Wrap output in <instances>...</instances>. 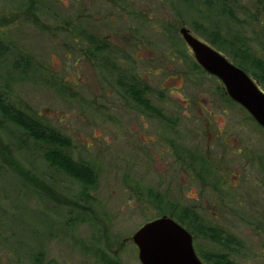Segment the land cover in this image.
<instances>
[{"label": "rangeland", "instance_id": "1", "mask_svg": "<svg viewBox=\"0 0 264 264\" xmlns=\"http://www.w3.org/2000/svg\"><path fill=\"white\" fill-rule=\"evenodd\" d=\"M181 28L230 62L234 54L210 41L242 40L264 60L259 0H0V104L68 140L62 151L94 172L87 183L55 168L44 158L47 147L0 111V264H141L132 236L142 225L162 216L184 223L188 207L204 212L186 199L187 189L198 197L201 188L182 154L158 158L153 143L143 144L160 123L131 90L162 117L179 119L182 147L194 144L183 112L195 118L197 102L229 120L240 140H253L256 157L239 183L244 221L226 229L240 233L229 257L264 264V189L256 185L262 131L222 97L219 80L197 68ZM254 71L247 74L264 92ZM233 160L242 168L240 157ZM202 247L225 264L219 239Z\"/></svg>", "mask_w": 264, "mask_h": 264}, {"label": "flooded vegetation", "instance_id": "2", "mask_svg": "<svg viewBox=\"0 0 264 264\" xmlns=\"http://www.w3.org/2000/svg\"><path fill=\"white\" fill-rule=\"evenodd\" d=\"M215 79L217 78L215 77ZM220 90L222 91V97L228 99V104L237 105L242 113L246 115V122L249 120L257 129L256 131L258 129L262 131L261 134L264 139V128L258 125L244 108L229 98L222 85ZM169 94L171 95L172 92H169ZM136 102L140 106H144L147 112H155L156 114H153L156 117L155 120L157 119L160 123L157 126L160 127L161 132L156 133L154 135L156 138L154 139H144L143 144L149 148V145H151L149 143H153V150H150L158 158L164 155L175 157L176 153H181L183 167L188 171H192L193 174L189 177V180H193L192 184H194L195 180L201 188L199 193L194 191L198 197H194L190 193L191 188L187 189L186 199L188 201L194 200L198 205H204V212H200L199 208L198 212H196L188 207L183 215L184 223L178 222L177 219H171L179 224L189 235L193 252L201 264H217V259L207 257L206 247H202L204 241L208 242V240L212 241V239H219L220 248L222 251L224 250V253L220 252V254L224 255H221L222 257L218 259L219 261L225 264H238L229 256L232 253H237L236 250L240 247L239 240L235 242V238L238 239L240 233L236 229H226V227L236 226L239 221H244V219H239V216H242L239 214H243L239 211V208L245 204L243 197L245 190L239 183L241 179H245L246 175L249 176L247 173L249 166L247 167V164L250 159L256 157V152L252 149L253 140L247 138L249 137L248 135L244 136L246 139L240 140L239 136L232 132L233 127L229 125V120L218 117L213 110H207L200 102H197L195 118L187 116L186 111L183 112L185 114L183 120L186 123L187 121L193 122L194 126L192 128L188 125L183 128V131L194 139V144H187L182 147L178 143V139L181 140V137L175 133V129L180 123L179 119L162 117L160 112L147 101H144L145 103ZM184 102L185 106H194L187 100ZM184 138L186 139L187 136ZM236 156L240 157L243 163L241 164L243 165L242 168L238 164L235 165L233 159ZM262 158L264 161V156ZM228 164H231L230 170L228 169ZM172 165L174 166V163ZM259 169L262 175L261 179L264 180V168ZM261 179L260 177L257 178L256 185L264 189V181H260ZM250 186L252 187V185ZM260 187L254 186L257 190ZM227 212L228 214H225ZM204 223L213 224L215 228L208 226L206 229ZM233 238L234 240H232ZM219 264L222 263L220 262Z\"/></svg>", "mask_w": 264, "mask_h": 264}, {"label": "water", "instance_id": "3", "mask_svg": "<svg viewBox=\"0 0 264 264\" xmlns=\"http://www.w3.org/2000/svg\"><path fill=\"white\" fill-rule=\"evenodd\" d=\"M179 34L200 68L216 77L231 100L244 108L264 128V92L259 83L186 28ZM141 264H201L189 235L171 218H156L142 225L132 236Z\"/></svg>", "mask_w": 264, "mask_h": 264}, {"label": "trees", "instance_id": "4", "mask_svg": "<svg viewBox=\"0 0 264 264\" xmlns=\"http://www.w3.org/2000/svg\"><path fill=\"white\" fill-rule=\"evenodd\" d=\"M259 2H264V0H259ZM237 42H239L238 46ZM221 43H214L210 41L211 45L216 46L218 49H228L234 54L235 66L241 68L246 74L249 71V67L253 68L255 71L253 75L262 83L264 82V60L261 58H256L249 52V48L245 45L242 40L230 39L222 41ZM197 68L200 66L197 64ZM201 69V68H200ZM258 72V73H257ZM131 97L138 102H144L145 100L140 99L139 92L136 93L135 90L129 92ZM145 103V102H144ZM0 111L4 116L12 121L16 126L23 129L25 134L29 136L36 143H41L47 147L44 153V158L48 163L54 165L55 168H59L65 172L68 176L75 178L78 181L90 183V179L93 177L94 172L88 166L80 165L73 161L68 153L62 150L68 147V140L61 137L58 133L44 127L43 125L33 118L25 116L19 111L11 112V109L4 107L0 104Z\"/></svg>", "mask_w": 264, "mask_h": 264}]
</instances>
